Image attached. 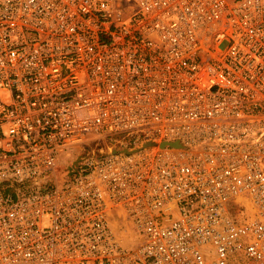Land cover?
Segmentation results:
<instances>
[{
	"label": "built area",
	"instance_id": "2783aa9c",
	"mask_svg": "<svg viewBox=\"0 0 264 264\" xmlns=\"http://www.w3.org/2000/svg\"><path fill=\"white\" fill-rule=\"evenodd\" d=\"M0 264H264V0H0Z\"/></svg>",
	"mask_w": 264,
	"mask_h": 264
},
{
	"label": "water",
	"instance_id": "95a60500",
	"mask_svg": "<svg viewBox=\"0 0 264 264\" xmlns=\"http://www.w3.org/2000/svg\"><path fill=\"white\" fill-rule=\"evenodd\" d=\"M77 167V161H75L72 166L63 169L62 176L72 174L77 169Z\"/></svg>",
	"mask_w": 264,
	"mask_h": 264
},
{
	"label": "rangeland",
	"instance_id": "374dc122",
	"mask_svg": "<svg viewBox=\"0 0 264 264\" xmlns=\"http://www.w3.org/2000/svg\"><path fill=\"white\" fill-rule=\"evenodd\" d=\"M87 147V146H86ZM108 145L105 142H100L99 145H96V143H93L92 148H96L97 151L101 149H107ZM88 149H90V146H88ZM66 158H63L62 160L64 161ZM74 162L70 163L69 166H71Z\"/></svg>",
	"mask_w": 264,
	"mask_h": 264
}]
</instances>
